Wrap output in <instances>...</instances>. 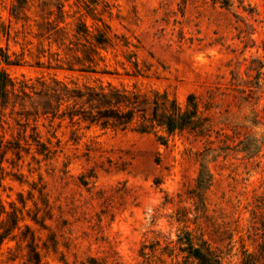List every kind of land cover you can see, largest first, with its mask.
Here are the masks:
<instances>
[{
    "label": "rangeland",
    "instance_id": "1",
    "mask_svg": "<svg viewBox=\"0 0 264 264\" xmlns=\"http://www.w3.org/2000/svg\"><path fill=\"white\" fill-rule=\"evenodd\" d=\"M1 71L36 94L0 103V235L22 218L0 264H32L26 226L42 264H138L182 230L264 264V0H0ZM54 80L148 105L127 129L89 125L69 117H98L83 101L48 109ZM191 95L194 129L153 127L154 102Z\"/></svg>",
    "mask_w": 264,
    "mask_h": 264
},
{
    "label": "trees",
    "instance_id": "2",
    "mask_svg": "<svg viewBox=\"0 0 264 264\" xmlns=\"http://www.w3.org/2000/svg\"><path fill=\"white\" fill-rule=\"evenodd\" d=\"M64 15V12H60ZM99 45L105 42L97 40ZM6 65H13L9 57L2 60ZM54 86L46 85L40 93L54 99L55 105H48V109L59 112L64 103L70 101H83L97 110L98 117L93 112L85 114H71L70 119L79 117L82 122L89 125L99 124L102 128L127 129L131 126L138 112L143 111L147 107V99L136 94H130L123 91L110 89L109 91H95L88 89L87 91H79L69 88L67 85L54 80ZM35 93L33 86L17 88L14 80L5 72H0V103L2 106L10 101V95H16L20 92L22 95L28 96L29 93ZM165 103L154 102L151 123L154 128L161 127L168 134L177 131H185L194 129L196 121L199 119L198 104L196 97L191 95L185 110L175 100H168L164 96ZM103 109V110H102ZM48 112H45L46 115ZM80 115V116H79ZM140 133H148L146 129L138 130ZM211 182V174L207 165L202 162L197 179L200 188H206ZM5 213L4 207L0 202V215ZM12 217V228L8 230L6 235H0V248L6 239L14 241L15 237H10L14 230L19 228L22 218L14 212L9 214ZM36 223L37 220H34ZM27 233H30V241L28 248L31 252V263L42 264L40 253L37 251L35 236L30 231V227L26 226ZM138 264H224L221 256H219L211 245L203 238L197 237L192 231L182 230L177 234L176 239L162 240L155 238L152 241H144L138 250ZM10 261H14L13 259ZM96 264L95 260H92ZM243 264H257L251 255H246Z\"/></svg>",
    "mask_w": 264,
    "mask_h": 264
}]
</instances>
